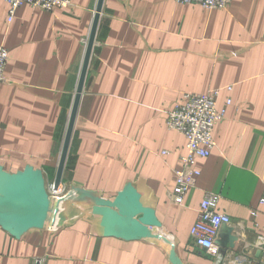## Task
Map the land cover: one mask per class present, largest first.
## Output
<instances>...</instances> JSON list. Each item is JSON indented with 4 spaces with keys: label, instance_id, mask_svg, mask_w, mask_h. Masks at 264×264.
<instances>
[{
    "label": "crops",
    "instance_id": "crops-1",
    "mask_svg": "<svg viewBox=\"0 0 264 264\" xmlns=\"http://www.w3.org/2000/svg\"><path fill=\"white\" fill-rule=\"evenodd\" d=\"M97 4H22L8 23L0 0L8 51L0 264H217L190 237L206 191L243 224L245 244L264 240V0L221 10L102 0L59 192L50 197ZM216 88V108L225 109L216 146L196 160L200 174L182 204L171 203L186 147L167 127V111L184 94ZM237 231L224 227L215 244L241 250Z\"/></svg>",
    "mask_w": 264,
    "mask_h": 264
},
{
    "label": "built area",
    "instance_id": "built-area-1",
    "mask_svg": "<svg viewBox=\"0 0 264 264\" xmlns=\"http://www.w3.org/2000/svg\"><path fill=\"white\" fill-rule=\"evenodd\" d=\"M182 4H198L208 10L225 9L232 0H172ZM9 4V15L7 22L10 23L16 9L22 4H30L44 10L54 8H65L70 5L71 0H5ZM8 59V51L3 44H0V85L7 82L4 76V69ZM231 89V87H228ZM219 89H212L203 94L187 93L183 95V101L176 103L167 111V127L177 130L185 138L186 152L180 157V168L175 171V184L168 194L171 203L182 204L183 198L189 188L194 186L200 171L196 167L198 158H205L210 155L211 150L216 146L213 138V129L218 121L225 116V109L216 108V98ZM230 99L227 100V104ZM165 153V151L163 152ZM48 192L50 197L56 196L59 192L49 184ZM220 195L216 192L206 191L197 212V218L190 228L192 240L203 247L217 262V264H264V240L249 242L245 244V227L240 222L232 223L231 218L218 211ZM263 202V199L261 200ZM48 211V215H49ZM50 216H53L51 214ZM237 228L235 234L241 250H235V244H228L224 250L215 244L216 237L224 227ZM54 228V227H53ZM155 235V229L150 232ZM150 235V234H149ZM244 242V244H242ZM251 246H258L261 254L259 257L252 256Z\"/></svg>",
    "mask_w": 264,
    "mask_h": 264
},
{
    "label": "water",
    "instance_id": "water-1",
    "mask_svg": "<svg viewBox=\"0 0 264 264\" xmlns=\"http://www.w3.org/2000/svg\"><path fill=\"white\" fill-rule=\"evenodd\" d=\"M101 4H102V0H98V4H97L96 10H95V15H94V20H93L91 32H90L88 42H87V47H86V52H85V56H84V61H83L81 73H80V78H79V82H78V86H77L72 110L70 113V118H69L67 130H66V134H65V138H64V142H63V146H62V151H61L60 160H59V164H58V168H57V173L55 176V180L53 182V186H54L55 190L58 189L60 182H61L62 171L64 168V163H65L66 155L68 152V147H69L70 137H71V133H72L73 123H74V119H75V115H76V111H77V107H78L79 97H80V93L82 90V85H83V81H84V76H85L89 56H90L91 49H92L93 42H94V34H95L96 24H97L100 9H101Z\"/></svg>",
    "mask_w": 264,
    "mask_h": 264
}]
</instances>
